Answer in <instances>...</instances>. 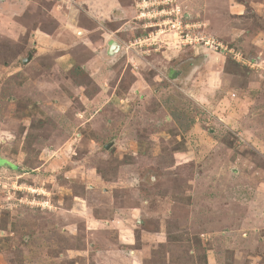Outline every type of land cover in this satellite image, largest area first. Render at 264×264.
<instances>
[{
    "label": "rangeland",
    "instance_id": "rangeland-1",
    "mask_svg": "<svg viewBox=\"0 0 264 264\" xmlns=\"http://www.w3.org/2000/svg\"><path fill=\"white\" fill-rule=\"evenodd\" d=\"M81 1L0 0V264H264V0Z\"/></svg>",
    "mask_w": 264,
    "mask_h": 264
},
{
    "label": "crops",
    "instance_id": "crops-1",
    "mask_svg": "<svg viewBox=\"0 0 264 264\" xmlns=\"http://www.w3.org/2000/svg\"><path fill=\"white\" fill-rule=\"evenodd\" d=\"M122 0H82L80 2V5L78 7L84 8L82 9L85 11V9L90 11L92 15H101V16H107V21H122V20H128L129 18H126L129 15L130 11H126V7L133 4L134 0H129L126 2V4L121 3ZM127 1V0H126ZM82 4V6H81ZM86 12V11H85ZM121 25L118 24L115 30H108L104 31L101 34V38L103 39V42L105 44H111L112 39L115 38L117 33L122 29L121 26L127 24V22L123 21Z\"/></svg>",
    "mask_w": 264,
    "mask_h": 264
},
{
    "label": "water",
    "instance_id": "water-1",
    "mask_svg": "<svg viewBox=\"0 0 264 264\" xmlns=\"http://www.w3.org/2000/svg\"><path fill=\"white\" fill-rule=\"evenodd\" d=\"M110 47H114V44H112ZM29 61V59L28 60H25V61H23V63L25 64L26 62H28Z\"/></svg>",
    "mask_w": 264,
    "mask_h": 264
}]
</instances>
